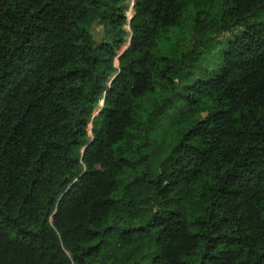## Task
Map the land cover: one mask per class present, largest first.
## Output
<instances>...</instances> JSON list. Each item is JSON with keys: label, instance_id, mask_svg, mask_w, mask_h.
<instances>
[{"label": "trees", "instance_id": "trees-1", "mask_svg": "<svg viewBox=\"0 0 264 264\" xmlns=\"http://www.w3.org/2000/svg\"><path fill=\"white\" fill-rule=\"evenodd\" d=\"M126 2L0 0V264H264V0Z\"/></svg>", "mask_w": 264, "mask_h": 264}, {"label": "rangeland", "instance_id": "rangeland-1", "mask_svg": "<svg viewBox=\"0 0 264 264\" xmlns=\"http://www.w3.org/2000/svg\"><path fill=\"white\" fill-rule=\"evenodd\" d=\"M134 0H127L126 5L128 6V12H127V17L131 18L132 15V7ZM92 34L96 37L99 36L101 39L103 37V27H101L99 24H94L92 26Z\"/></svg>", "mask_w": 264, "mask_h": 264}, {"label": "built area", "instance_id": "built-area-1", "mask_svg": "<svg viewBox=\"0 0 264 264\" xmlns=\"http://www.w3.org/2000/svg\"><path fill=\"white\" fill-rule=\"evenodd\" d=\"M129 19V18H128Z\"/></svg>", "mask_w": 264, "mask_h": 264}]
</instances>
